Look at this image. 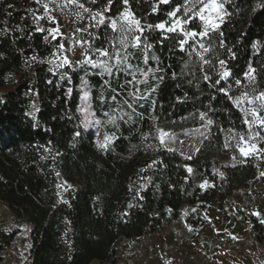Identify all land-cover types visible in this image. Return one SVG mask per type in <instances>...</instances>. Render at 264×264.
Returning <instances> with one entry per match:
<instances>
[{"label":"trees","instance_id":"obj_1","mask_svg":"<svg viewBox=\"0 0 264 264\" xmlns=\"http://www.w3.org/2000/svg\"><path fill=\"white\" fill-rule=\"evenodd\" d=\"M194 1L79 0L85 10L75 30L86 55L102 56L106 66L75 62L60 74L47 61L54 46L40 27L42 1L0 0V201L32 227V264L115 263L120 237L152 234L195 204L187 165L209 173L211 156L230 153V133H249L235 96L251 69L264 91V0H227L228 17L200 40L160 27L173 15L188 18ZM202 28L189 17L187 29ZM84 87L95 116L115 134L107 148L85 125ZM205 119L210 135L193 158L154 136L157 127L182 130ZM257 137L264 147L262 129ZM222 171L247 188L258 164L247 156ZM58 174L78 184L69 202L60 200ZM142 179L148 184L139 193ZM252 221L264 243V223ZM18 232L0 233V262Z\"/></svg>","mask_w":264,"mask_h":264},{"label":"rangeland","instance_id":"obj_2","mask_svg":"<svg viewBox=\"0 0 264 264\" xmlns=\"http://www.w3.org/2000/svg\"><path fill=\"white\" fill-rule=\"evenodd\" d=\"M45 10L44 24L48 40L54 49L47 58L55 72L65 74V68L75 62H88L105 68L104 58L91 59L86 55L87 42L75 30L77 21L85 8L79 0H41ZM227 0H196L187 9L190 18L202 21L201 32L187 29L188 18L173 15L167 30L183 32L186 39L200 40L212 30H218L228 17ZM122 19L131 20L129 14ZM202 50L205 47L201 42ZM247 82L241 84L235 101L241 108L250 129L246 135L230 133V153L226 156H211L213 165L206 174L197 173L189 164L187 170L193 176L192 196L195 204L185 205L179 218L154 233L143 236L120 237L115 247L118 258L115 263L94 261L92 264H264V243L256 238L252 216L264 223V147L259 146L257 131H264V91L255 82L252 69L247 73ZM19 75L8 78L12 86ZM36 104L30 114L35 117ZM81 112L88 129L96 132V143L107 148L112 145L115 134L105 130L102 121L95 116L90 92L84 87ZM210 135L207 119L196 127L168 130L157 127L155 138L167 149L178 151L186 159L198 153L203 141ZM264 138V137H263ZM247 156H254L258 164V177L247 188L233 186L222 171V166L239 164ZM57 189L61 201L69 202L78 189L77 183L57 175ZM148 184V179L138 182L139 193ZM31 226L17 219L8 206L0 201V233L19 232L12 245L3 252L0 264H32Z\"/></svg>","mask_w":264,"mask_h":264}]
</instances>
